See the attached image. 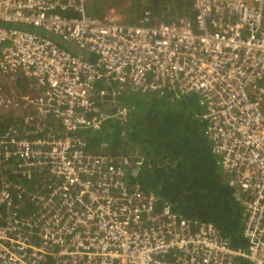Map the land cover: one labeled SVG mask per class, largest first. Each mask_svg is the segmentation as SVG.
<instances>
[{"label":"built area","instance_id":"1","mask_svg":"<svg viewBox=\"0 0 264 264\" xmlns=\"http://www.w3.org/2000/svg\"><path fill=\"white\" fill-rule=\"evenodd\" d=\"M87 2L0 0V22L76 47L0 25V264H264V0H192L193 16L137 23ZM124 92L200 95L246 248L143 190L142 157L76 134L125 119L96 99Z\"/></svg>","mask_w":264,"mask_h":264},{"label":"trees","instance_id":"2","mask_svg":"<svg viewBox=\"0 0 264 264\" xmlns=\"http://www.w3.org/2000/svg\"><path fill=\"white\" fill-rule=\"evenodd\" d=\"M87 5V13L93 16L103 15L106 7L117 6L126 20L135 23L147 9L168 21L194 15L192 0H88ZM15 86L19 91L29 88L23 77ZM116 97L96 99L111 115L117 114L120 106L126 107L127 116L122 120L107 118L96 131H78L88 149L93 153L121 149L142 157L143 166L130 177L143 190L155 193L185 217L215 224L233 246L246 248L243 208L224 183L208 135L204 141L196 135L197 125L207 128L200 95L193 92L177 98L171 92H124ZM10 119L4 117L3 123L8 124Z\"/></svg>","mask_w":264,"mask_h":264},{"label":"rangeland","instance_id":"3","mask_svg":"<svg viewBox=\"0 0 264 264\" xmlns=\"http://www.w3.org/2000/svg\"><path fill=\"white\" fill-rule=\"evenodd\" d=\"M113 8H115L117 10L116 15L118 17H120L121 21L128 23V21L123 17V13L120 12L118 7L113 6ZM110 9H111V6L106 7L103 14H106ZM158 17H160V15H158ZM162 18L165 20L164 17H162ZM166 21H168V20H166ZM172 21H174V20H172ZM0 25H5L7 27H17L20 29L28 30V31H35L37 33L47 35L53 41H55L56 43L60 44L61 46L65 47V48L71 49L73 51L76 50V47L72 43L67 42L66 40L62 39L60 36H58L54 33H51V32H46V31H43L41 29L35 28L34 26H27V25L21 24V23H2V22H0ZM260 84L264 87V78L261 80ZM263 111H264V106H263ZM205 134H206V129L202 125H197V130H196L197 137H200L204 141L207 138V136ZM209 144H210V141H209ZM205 149H206V145H205ZM216 158L219 159V157L217 155H216ZM231 194H232V192H231Z\"/></svg>","mask_w":264,"mask_h":264},{"label":"water","instance_id":"4","mask_svg":"<svg viewBox=\"0 0 264 264\" xmlns=\"http://www.w3.org/2000/svg\"><path fill=\"white\" fill-rule=\"evenodd\" d=\"M223 179H224V183H225V185H227V182H226V178H225L224 173H223Z\"/></svg>","mask_w":264,"mask_h":264},{"label":"clouds","instance_id":"5","mask_svg":"<svg viewBox=\"0 0 264 264\" xmlns=\"http://www.w3.org/2000/svg\"><path fill=\"white\" fill-rule=\"evenodd\" d=\"M104 15V14H103ZM103 15L99 16V17H103ZM128 21V20H127ZM128 22H132V23H135L134 21H128Z\"/></svg>","mask_w":264,"mask_h":264},{"label":"crops","instance_id":"6","mask_svg":"<svg viewBox=\"0 0 264 264\" xmlns=\"http://www.w3.org/2000/svg\"><path fill=\"white\" fill-rule=\"evenodd\" d=\"M111 8H113V6H111ZM87 10H88V5H87ZM91 16H93V15H91ZM95 17H98V16H95Z\"/></svg>","mask_w":264,"mask_h":264},{"label":"bare ground","instance_id":"7","mask_svg":"<svg viewBox=\"0 0 264 264\" xmlns=\"http://www.w3.org/2000/svg\"><path fill=\"white\" fill-rule=\"evenodd\" d=\"M122 12V11H121Z\"/></svg>","mask_w":264,"mask_h":264}]
</instances>
